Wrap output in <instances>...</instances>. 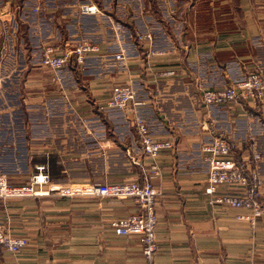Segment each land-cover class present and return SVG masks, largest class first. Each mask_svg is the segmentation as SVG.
<instances>
[{
    "label": "crops",
    "instance_id": "obj_1",
    "mask_svg": "<svg viewBox=\"0 0 264 264\" xmlns=\"http://www.w3.org/2000/svg\"><path fill=\"white\" fill-rule=\"evenodd\" d=\"M119 1L0 0V96L25 97L23 104L0 103V171L15 183L25 182L38 164H45L58 184L134 178L141 169L133 123L138 113L153 134L175 141L158 157L161 173L153 178L161 190L153 264H264V211L251 228L238 217L246 209L209 204L203 192L208 165L201 150L223 131L236 143V155H247L252 139L264 179V96L206 107L197 88V82L225 85L256 65L264 73V0H239L238 18L232 9L213 10L206 27L193 17L183 23V15H194L183 1L146 0L142 12L138 1L137 8ZM82 3L99 10L82 12ZM173 3L184 11H175L181 22L171 25L165 20ZM130 10L139 17L159 16L163 44L156 37L152 67H180L184 74L155 81L149 72L144 75L146 56L134 32L154 33L156 27L127 24L123 33L117 17ZM22 28H29L37 47L51 43L70 50L88 39L100 50L81 64L70 52L59 71L45 72L40 56L23 55ZM120 50L123 60L113 56ZM128 81L136 85L141 103L104 106L112 85ZM260 202L264 209V182ZM137 209L131 198L109 196L0 199V230L29 240L17 253L0 248V264H148L138 237L117 234L112 224Z\"/></svg>",
    "mask_w": 264,
    "mask_h": 264
},
{
    "label": "built area",
    "instance_id": "obj_2",
    "mask_svg": "<svg viewBox=\"0 0 264 264\" xmlns=\"http://www.w3.org/2000/svg\"><path fill=\"white\" fill-rule=\"evenodd\" d=\"M82 12L94 13L99 9L94 4L82 3ZM134 39L145 52L146 60L142 65L144 75L149 72L152 80L184 74L180 67H152L151 56L158 53L154 47V36L150 30L137 29ZM40 63L51 71H59L68 60L70 52L77 63H83L91 53L99 52V47L91 40L84 39L70 50H62L51 43L43 45ZM124 50L113 54L117 60L125 58ZM200 100L204 106L241 103L242 100H261L264 96V73L260 66L248 69L241 78L225 85L206 87L197 82ZM141 103L136 97V89L131 81L112 85L104 106L115 109L129 108ZM133 123L137 134L141 160L137 161L140 173L134 178L118 181H81L67 184L54 183L45 164H38L25 182L15 183L0 172V199L13 197L39 196L56 193L72 197H115L131 198L136 203V212L120 216L112 221L114 230L120 235H136L148 264H153L156 251L157 223L156 203L161 194L153 178L161 173L158 157L165 150L175 146L174 137H159L153 134L146 119L135 113ZM250 152L236 155V143L223 131L216 133L201 146L207 162V184L203 189L209 204H220L246 209L238 217L246 219L251 228L255 227L264 209L260 202V190L264 182L259 170L261 154L254 141H247ZM131 156V155H130ZM132 159L133 156H131ZM136 161V160H135ZM29 244L25 236H16L0 230V248L12 253L19 252Z\"/></svg>",
    "mask_w": 264,
    "mask_h": 264
},
{
    "label": "rangeland",
    "instance_id": "obj_3",
    "mask_svg": "<svg viewBox=\"0 0 264 264\" xmlns=\"http://www.w3.org/2000/svg\"><path fill=\"white\" fill-rule=\"evenodd\" d=\"M137 1L139 3V12L144 11V1L146 2V0H120V5H122L123 3H127L129 6L130 3V7L133 8L132 6L134 5L135 8H137L138 4ZM183 1V5H187L186 7L191 8L192 12H193V16H189V15H183V19H185V21H183L184 24H187L188 21H191V18L193 17V20H195V23H198L199 25H203V26H208V23L211 21L212 16L211 11H217V10H221V9H227L230 10L232 9L233 13H235V17L238 18L240 13L238 14V9H239V0H228L227 2H225L223 5L220 3L222 2L221 0H214L212 3H209L207 0H188V2L186 0H178V4L180 5V3ZM176 5L175 3H173V5L171 6V8L173 9V12H169L166 16V20L165 23H169V24H173V23H180L181 20H179L176 16V13H178L180 15V9H182V11H184L183 6H179ZM213 7H216L213 9ZM156 8L158 9V7L156 6ZM176 11V13H175ZM153 12V14L151 16H144V17H139L138 12H133V10H130V13H127L126 16H123L124 14L122 12H119V15L117 17V21L119 24V27L122 28L123 33L125 32V30H127L128 26L127 24L131 25L134 23H137L136 25L139 27L141 25H143V23L147 22V23H152L155 25L156 29L154 30V34H155V40L156 37L157 41H159V44H163V36L164 33L161 31L158 32V15L157 13ZM162 17V16H161ZM216 17H222V16H216ZM144 19V21H143ZM150 19H153V21H150ZM227 22V21H226ZM27 23V22H25ZM149 23V24H150ZM29 24V23H28ZM125 24V25H124ZM163 24H161L162 26ZM28 27V26H27ZM27 31H29V28H26ZM173 30H176L175 28H173ZM27 31L23 30V28L20 30L19 36L22 38L23 43V55H33V56H40L41 57V53L43 51V48L41 47H37V41L34 38H30L29 34L27 33ZM1 34V33H0ZM170 34L172 35L171 37H174V33L170 32ZM34 35V34H32ZM12 36L14 37V34H12ZM18 36V37H19ZM4 39V35H0V40ZM10 37L7 36V40H9ZM14 39V38H13ZM36 45V46H35ZM37 47V48H36ZM62 50L64 48H61ZM40 66V65H39ZM43 70V68H41ZM41 70V71H42ZM43 71H48V69H44ZM135 85V84H134ZM136 87V85L134 86ZM137 88V87H136ZM137 96V95H136ZM56 99V98H53ZM47 102H51L52 99H47ZM45 101V102H46ZM25 102V97L24 96H13V95H9V96H0V103H15V104H23ZM42 102V101H40ZM1 172V171H0Z\"/></svg>",
    "mask_w": 264,
    "mask_h": 264
},
{
    "label": "trees",
    "instance_id": "obj_4",
    "mask_svg": "<svg viewBox=\"0 0 264 264\" xmlns=\"http://www.w3.org/2000/svg\"><path fill=\"white\" fill-rule=\"evenodd\" d=\"M151 32H152V34H153V36H154V40H155V35H154V33H153V30H151Z\"/></svg>",
    "mask_w": 264,
    "mask_h": 264
}]
</instances>
